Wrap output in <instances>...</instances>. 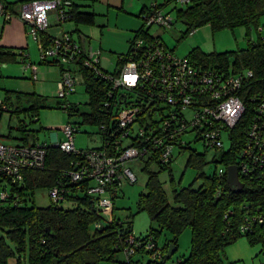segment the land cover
Returning <instances> with one entry per match:
<instances>
[{
	"label": "trees",
	"instance_id": "1",
	"mask_svg": "<svg viewBox=\"0 0 264 264\" xmlns=\"http://www.w3.org/2000/svg\"><path fill=\"white\" fill-rule=\"evenodd\" d=\"M76 8L73 2V17L70 23L93 24V14L78 12ZM175 11L177 19L187 29L180 37L184 38L203 26H209L212 33L221 30L232 31L240 27L258 28L260 18L264 16V0H190L187 7ZM73 31L80 33L77 29ZM136 38L146 43L159 40L158 37L150 36L143 29L137 31L129 42L127 52L117 59L115 69L111 73L99 67L100 70L105 74L118 76L127 61L130 44ZM1 57L10 59L12 55L0 52ZM183 59H187L198 69H211L222 77L250 71L252 77L246 78L245 84L238 93L244 111L232 129L222 128L223 135L228 141L227 150L209 149L199 132L187 128L183 132L175 133V137L169 141L162 135L163 141L162 146L158 148L159 151L152 153L149 158L140 160L144 164L143 171L146 173L147 180L144 193L138 196L137 210L146 212L150 222L156 224L159 231H150L143 237H135L142 239L152 236L155 241H158L160 232L166 231L171 236V240L162 246L167 250V244L173 243L176 246L179 236L188 229L190 231L189 255L184 261L179 260L180 264H223L222 254L225 247L239 237H246L250 244L256 242L264 244V221L261 224L252 223L250 234L239 233V227L245 218L251 219L261 215L264 219V169L245 175L238 174L242 185L240 192L232 191L227 183V168L229 166L239 168V164L246 161L241 158V154L249 144V130L256 115L254 106L261 98H264V39L259 38L255 43L248 41L245 49L223 53L207 54L200 48H194ZM40 63L56 67L59 74L62 71L60 66H54L42 60ZM72 71L81 80L87 97L88 111L80 114L78 104L70 101H67V104L57 96L55 97L56 106L66 112L69 118L80 116L82 123L95 126L98 139L106 143L111 139L110 135L118 128L115 117L116 111L122 108L120 103L130 106L135 103L142 104L145 100L136 95L135 91H122L118 92L121 98L114 102V109L106 107V103H112L108 97V94L112 92L110 82L98 76L94 70L82 65L75 67ZM147 86L149 87V84H146ZM123 96L126 97L125 101ZM257 97L259 100L254 103L252 98ZM15 99L16 105L13 110H10L11 114L17 117L20 113L29 114L32 116V123H35L34 121L38 123V109L45 107L46 98L35 94H17ZM22 99L28 104V109H21L19 103ZM7 100L10 99L7 98ZM5 104L9 108L10 105L13 106L10 102V105ZM162 109L163 107L160 109L161 112L148 114L146 117L145 114H141L138 116V121L141 122L144 119L148 126H151L163 115ZM143 112L144 110L141 113ZM23 123L19 127L22 133L20 140L27 145L31 135L29 130H25L28 124ZM74 123L78 127L81 126V123L77 121ZM188 136H192V141L187 143L184 138ZM191 143L200 144L204 153L220 152L217 163L221 166L219 169L225 170L226 173L223 177H218V169L213 177L207 179L197 189H194L192 185L173 188L174 204L171 205L163 191L159 173L151 172L147 168L157 165L160 170H165L173 163L174 160L163 163L159 159V152L170 144L180 155L184 151H190L185 168L201 169L205 165L204 155L192 151L189 148ZM45 145L44 169L24 172L20 187L10 186L9 197L4 201L0 200V233L3 234V236L0 235V264H7L8 259L13 257L18 259L19 264L21 259H25L27 264H54V259L56 264H100L102 261H110L111 264L119 263L122 260L123 243L133 231L132 222L116 219L112 213L110 220L107 219L102 224L100 221L104 217L96 211L91 197L84 191L87 182L80 184L79 188L75 184H68L63 202H72L74 207L67 210L60 208L62 202L58 206L50 203L47 207L38 208L25 196L35 188L45 187L47 191L51 189L60 180L62 171L70 169L71 163L78 160L74 154H66L49 144ZM169 178L172 181L170 173ZM97 223L101 225L99 228H95ZM118 255L121 256L120 260L116 259ZM143 260L145 263L142 262V257L135 261H140L138 264H164L145 261V258Z\"/></svg>",
	"mask_w": 264,
	"mask_h": 264
},
{
	"label": "built area",
	"instance_id": "2",
	"mask_svg": "<svg viewBox=\"0 0 264 264\" xmlns=\"http://www.w3.org/2000/svg\"><path fill=\"white\" fill-rule=\"evenodd\" d=\"M168 4L185 8L190 0H163V4H158L155 0L142 15L145 29L152 25L163 29L172 27L173 18L163 11ZM50 17L54 20V26L70 23L73 17L72 0H27L19 3L16 10L0 0V27L12 19H19L26 26L28 35L37 43L40 60L62 68L57 83L58 99L69 102L67 96L74 92L76 79L72 70L82 65L110 82L112 92L108 97L112 103H106V107L114 109V102L121 98L118 92L122 91H135L136 95L145 100L142 104L130 106L120 103L122 108L116 111L115 117L118 126L116 132L110 135L111 139L106 143L99 140L100 144L95 148L75 149L74 134L79 127L74 122L62 128L64 141H58L57 135H53L49 146L66 154H74L78 160L71 163L70 169L62 171L60 180L48 190L52 205L58 206L64 201L68 184H75L79 188L80 184L87 182L84 191L91 197L96 211L102 217L112 215V201L117 197L122 182H136L134 173L126 168V164L149 158L152 153L158 152V148L162 146V135L169 141L175 137V133L187 128L195 129L209 149H223L222 128L232 129L244 111L238 93L246 78L252 77L250 71L222 77L211 69H198L187 59L175 57L159 40L146 43L136 38L130 44V52L120 74L112 76L100 70L99 51H93L81 33H74L72 30L62 31L59 36L49 34ZM26 58L20 54V64L24 71H31V79L35 81L36 66L27 63ZM123 98L125 101L126 97ZM256 100L259 97L252 98L254 103ZM162 107L163 115L153 125L148 126L144 119L143 122L138 121L141 114H145V117L157 114ZM0 111L10 112V108L2 100ZM254 111L256 115L249 130V144L241 154V158L246 161L239 164V168L236 166L240 175L264 169V98L255 103ZM172 151L173 147L167 144L159 152V159L163 163L174 160ZM45 157L44 143L34 142L28 146L0 143V182L4 185L0 200L4 201L9 197L10 186L20 187L24 172L43 170ZM225 173V170L219 169L217 176L223 177ZM263 221L261 215L245 218L239 227V233L250 234L252 223L261 224ZM100 226V223L95 224V228ZM166 251L152 236L139 239L131 231L122 246V260L117 264H138L140 261L135 260L139 257L143 260L144 256L149 261L165 264ZM177 264H180L179 260Z\"/></svg>",
	"mask_w": 264,
	"mask_h": 264
},
{
	"label": "rangeland",
	"instance_id": "3",
	"mask_svg": "<svg viewBox=\"0 0 264 264\" xmlns=\"http://www.w3.org/2000/svg\"><path fill=\"white\" fill-rule=\"evenodd\" d=\"M139 1L140 0H127V9L135 10L137 13ZM154 1L155 0H149L148 6ZM156 1L158 4H163V0ZM179 8L181 7L174 4H168L163 8V11L169 13L174 20L170 29H163L156 25H152L147 29L151 36L158 37L166 49L173 51L174 56L177 58L182 59L187 57L194 48H200L207 54L214 52L223 53L245 49L248 45V41L255 43L259 38L264 39V32L259 34L257 32V27L255 26H251L249 29L240 27L235 28L232 31L221 30L215 33L211 32L209 26H203L197 29L194 34L180 38L182 33L187 29L176 17L175 10ZM95 9L97 11L100 9L104 10V6H100V2H97L95 3ZM99 14H101V16L96 18L95 25L82 26L79 24V32L89 38V47L93 51H99V63L102 70L111 73L114 70L116 61L115 57L117 54L126 51L127 45L126 40H124L125 32L135 24V21L142 24L143 20L135 18L136 15L129 13V11H125V9L121 12L116 9H109L106 17L103 16L105 10L103 13L102 11H99ZM49 21L51 27L48 29V33L52 36H59L62 31H72L73 25L70 23H62L60 26H54V20L52 17L49 18ZM101 21H106L104 27H99V24L102 23ZM262 22H264V16L260 18L258 25L264 29ZM84 27L91 28L84 31ZM74 37L76 38V35H74ZM30 41L31 47L28 49L27 63H32L36 66L37 79L35 81L31 80L30 70H28L30 74L28 73V75H24V78L21 71L22 64H10L15 68L13 69V72L19 78H16L15 80L12 79V85L7 83L5 87L0 86V99L3 101L6 100V89L14 90V92L35 94L46 98L45 107L38 109V123H32V116L29 114L20 113L19 117H17L14 114L9 116L8 113H0V143L4 145L20 144L22 133L20 132L19 127L24 124L23 122L28 124V127L25 128V130H29V135L32 133L36 135L38 143H50L53 135H57L58 141L62 142L65 140L62 128L68 123L77 121L81 123V126L79 127V132L74 134L75 149L89 150L99 146L100 142L96 134L97 128L95 126L82 123L80 116H72L69 118L66 112L56 106L55 97L57 94V82L60 79L59 70L56 67L40 63V54L37 43L32 38H30ZM4 66L5 65H2L3 68ZM73 91L72 94L67 96L68 100L79 105L78 112L80 114L87 112V97L77 74ZM11 99L12 102H14V94ZM14 105L15 103L13 104V108ZM19 105L22 110L28 109V104L24 99L20 101ZM222 139V150H227L228 141L225 136H223ZM184 141L187 143L191 142L192 136L184 138ZM189 148L192 151L204 155L205 165L201 169L195 167L185 168L190 151H184L183 154L180 155L176 149H173L172 151L174 161L167 169L160 170L157 165H151L147 168V170L151 172L159 173V180L161 181L163 191L166 193L168 202L171 205L174 204L172 198L173 188L178 189L179 187L192 185L194 189H197L201 187L207 179L213 177L221 167L220 164L217 163L219 161L218 157L221 154L220 152L212 153L208 151L204 153L203 147L200 144L194 143L189 144ZM126 168L134 173L136 182L134 184L122 182L117 197L112 201L115 218L121 221H131L133 234L136 237H143L150 233V231H159L158 226L150 222L146 212H139L136 206L138 196L145 191L147 178L146 173L143 171L144 164L140 161L130 162L126 164ZM169 173L172 177V181H170ZM199 175L200 177H198ZM3 189L4 185L0 182V193ZM25 196L31 199L33 205L38 208L47 207L51 203L48 191L45 187L35 188L32 192L26 193ZM73 207L74 204L69 201L60 204V208L65 210ZM108 217H104L100 222L104 224L105 220H110L111 215L109 214ZM0 235L3 236L2 233H0ZM169 240H171V236L166 231L160 232L158 238L159 246L166 244ZM176 247V251L171 258L165 262V264H177L178 260L184 261L188 257L190 250V231L188 229L179 236ZM143 258H145V261L148 260L147 256H144ZM116 259L120 260L121 256L118 255ZM222 259L223 264H264V244L261 242L250 244L246 237H239L232 244L225 247ZM142 261L144 262V260ZM100 264H111V262L102 261Z\"/></svg>",
	"mask_w": 264,
	"mask_h": 264
},
{
	"label": "crops",
	"instance_id": "4",
	"mask_svg": "<svg viewBox=\"0 0 264 264\" xmlns=\"http://www.w3.org/2000/svg\"><path fill=\"white\" fill-rule=\"evenodd\" d=\"M3 1L8 3L13 10H16L19 3L27 1V0H3ZM72 1L77 6L76 10L78 12L93 14V24H90V25L89 24H81L82 26H93V25H95L96 24V18L98 16H101V14H99V11H102V13H103L105 10V14L103 16L106 17L109 9H116L120 12L123 11V9H125V11H129V13L136 15L135 18L142 20V15L146 12V10L148 8V4H149V0H140L139 4H138L139 8H138L137 13H136L135 10L133 11V10H130L129 8L127 9V4H126L127 0H125V1L124 0H72ZM97 2H100V6L101 5L104 6V10L100 9L97 11L95 9V3H97ZM48 16H51V15L48 14ZM101 20H103V19H101ZM101 22L102 23L99 24L100 25L99 27H104L106 25V21H101ZM70 24L73 25L72 30L77 29V31H79L78 25H75L74 23H70ZM262 26H264V22H262ZM89 28H91V27H84L83 30L86 31ZM141 29L147 31L149 34V31L144 28L143 23L140 24L136 21H135V24L132 25L131 28H129L125 32L124 40H126L127 48H126V51L124 53L117 54V56L115 57L116 61L121 55H124L127 52L130 40L132 39L134 34ZM83 30H81V31L84 32ZM257 32L259 34L264 32L263 27L259 26L257 28ZM84 37L86 38L87 44L90 45L89 38H87L86 36H84ZM30 38L31 37L27 33L26 26L19 19H16V18L12 19L8 23H6L0 27V52L10 53L12 55V58H10V59H5V57L0 58V86L1 87H5L7 85V83L12 85V83H11L12 79L15 80L16 78H19L13 72V69H15V68H13V66L10 64H20V54L27 57L26 60L28 59V49L31 47ZM116 61H115L114 69L116 67ZM2 65H5L4 68L2 67ZM20 69H21V67H20ZM36 70H37V68H36ZM21 71H22L23 77H24V75H26V74L28 75V73H29L28 70L24 71L23 69H21ZM23 77H21V78H23ZM30 78H31V76H30ZM32 81H34V80H32ZM5 94H6L5 99L6 100H7V98L10 99L9 102L14 104L16 102V99L14 100V102H12V99H11L12 95L14 94V97L16 98L17 94L22 95L24 93L14 92V90H7L6 89ZM6 100L4 102L9 104V102ZM13 109H14L13 106L10 105V110H13ZM0 113H2V112L0 111ZM8 114H9V116L13 115V114H11V112H9ZM52 139H53V136H52ZM34 142H37L36 135H34V133H32L30 140H28V142H27V145H24L23 142H21L20 144H17V145L28 146V145L34 144ZM51 142H52V140L50 141V143ZM7 264H19V262H18V259L16 257H13V258L8 259ZM20 264H27V262L25 259H21Z\"/></svg>",
	"mask_w": 264,
	"mask_h": 264
},
{
	"label": "water",
	"instance_id": "5",
	"mask_svg": "<svg viewBox=\"0 0 264 264\" xmlns=\"http://www.w3.org/2000/svg\"><path fill=\"white\" fill-rule=\"evenodd\" d=\"M227 183L232 191L240 192L242 190V185L239 182L236 166H229L227 168ZM47 231H49V229H47ZM176 249L177 247L173 243H168L165 259H170ZM53 263L56 264V259L53 260Z\"/></svg>",
	"mask_w": 264,
	"mask_h": 264
}]
</instances>
